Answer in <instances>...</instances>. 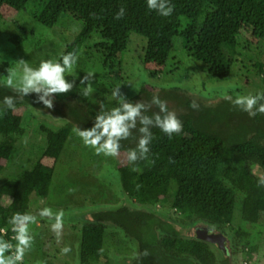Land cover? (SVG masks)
Here are the masks:
<instances>
[{
	"label": "trees",
	"instance_id": "16d2710c",
	"mask_svg": "<svg viewBox=\"0 0 264 264\" xmlns=\"http://www.w3.org/2000/svg\"><path fill=\"white\" fill-rule=\"evenodd\" d=\"M30 2L0 0V4L16 12L26 10ZM172 2L173 14L161 17L147 10L145 0H40L33 17L45 28L52 29L60 16L71 14L81 22L83 34L99 32L100 46L105 50L110 49L108 43L122 39L125 33H135L147 41L143 62L158 67L166 65L175 49V40L179 39L188 56L204 63L208 74L218 79L231 74L241 34L248 35L253 44L264 38V0ZM121 6L126 8V13L115 20L114 14ZM202 16L204 19L200 22ZM75 44L69 43L63 52H78ZM259 68L262 71L261 64ZM141 92L147 91L141 87L130 98L137 99ZM5 95L15 93L0 86V100ZM88 97L78 91L76 98L84 105L79 110L70 109L76 123L82 127L90 126L96 114L87 105ZM164 97L182 101L180 96L168 91ZM30 102L31 96L19 99L16 107ZM114 104L115 101L109 106ZM196 104L198 107L192 108L191 103L186 102L187 111L178 115L183 122L180 134L169 139L159 129H152L155 138L149 158L137 161L136 170L130 164L117 168L123 193L136 202L134 205L143 208L154 206L170 194L168 205L184 224L201 221L217 228L225 223V215L233 212L241 194L242 221L251 225L260 223L264 218V185L259 183L264 177V114L250 117L228 99L217 106V111ZM233 113L239 114L240 119L230 127ZM217 121H223L228 130L215 129L213 124ZM73 126L65 122L56 129L42 127L47 138L43 156L48 163L25 170L21 178L0 183V228L5 226L11 233L8 218L15 211L29 209L32 192L47 196L56 161ZM23 132L20 114L9 109L0 116V172L15 154ZM121 143V152L135 146L131 139ZM255 167L262 173L254 172ZM171 184L174 185L172 189ZM89 216L91 218L79 227L81 264L101 259L104 235L110 224L136 241L135 264H231L230 257L222 254L219 258L209 242L180 235L174 225L168 228L156 215L144 209L121 205L91 212ZM157 225L169 233L157 234ZM235 234L249 236L244 228L236 230ZM234 249L230 253L233 257L237 254ZM246 253H249L246 255L249 261L256 253V246H249Z\"/></svg>",
	"mask_w": 264,
	"mask_h": 264
},
{
	"label": "rangeland",
	"instance_id": "374dc122",
	"mask_svg": "<svg viewBox=\"0 0 264 264\" xmlns=\"http://www.w3.org/2000/svg\"><path fill=\"white\" fill-rule=\"evenodd\" d=\"M39 1L31 0L27 9L20 12L0 4V58L3 59V62H0V77L6 75L9 68L15 67L18 72L22 71L19 61L37 66L42 59L59 58L66 46L75 42L79 47L78 53H82L78 71L81 74L88 70L96 73L93 80L95 91L88 97L96 112L101 102L107 106L112 104L114 100L110 99V91L118 83L129 97L137 94L138 85L144 87L147 92L139 93L137 98L144 101L149 100L153 93L159 92L161 98L177 115L187 111L186 102L199 103L217 111V106L225 97L264 90V38L253 44L248 35L241 34L231 74L225 79H218L208 74L204 63L188 56L179 39L175 40V49L166 65L158 67L154 63L143 62L147 41L135 33H125L122 39L108 43L110 49L105 50L100 46L102 39L99 32L83 34L81 22L71 14L60 16L57 24L52 29H47L33 17ZM209 10L210 7H207L206 11ZM203 19L204 16L200 18V22ZM0 86L14 93L12 89L5 87L2 81ZM79 87L77 92L59 94L53 109L30 103L16 107L15 112L21 115L24 132L18 138L15 154L5 162L0 172V183L21 178L25 170L48 163L43 156L47 138L42 127L56 129L65 122L73 123V128L79 126L70 112L71 108L79 110L84 105L76 98ZM167 91L180 96L182 101L172 97L163 98ZM239 117L237 113L231 115L230 127L237 123ZM213 127L228 130L223 121L214 122ZM126 162V152H121L116 158L102 154L97 156L90 147L84 146L72 131L56 161L47 196L42 197L32 192L27 210L34 212L43 207L41 201L51 206L54 212L62 209V234L57 238L50 230L49 220L38 217V222L31 226L34 235L33 246L26 253L23 264H81L79 227L86 219L91 218V212L113 208L119 204V194H123L119 189L123 190V187L121 181L117 187L114 185L118 180V171H108H115L127 164ZM258 170L257 167L254 168L256 173ZM173 186L170 185L171 189ZM169 202L170 194L160 201L158 206L168 211ZM83 216H86V219H82ZM224 218L223 226L236 246L237 264H250L246 259L249 246H256V258L252 264H262L264 218L254 225L242 221L241 194L235 202L233 212L226 214ZM243 228L250 232L249 236L237 237L236 230ZM116 245L120 249L126 248L117 231L106 230L103 254L101 260L95 264L104 263L106 257L116 250ZM64 246H70L71 251L62 253ZM212 249L219 258L222 256L216 248Z\"/></svg>",
	"mask_w": 264,
	"mask_h": 264
},
{
	"label": "clouds",
	"instance_id": "9594fccd",
	"mask_svg": "<svg viewBox=\"0 0 264 264\" xmlns=\"http://www.w3.org/2000/svg\"><path fill=\"white\" fill-rule=\"evenodd\" d=\"M149 12H155L161 17H169L174 12L172 0H145ZM126 8L121 6L114 14L115 20L124 17ZM82 53L66 51L59 58H45L37 66L26 61H19L22 71L15 67L9 68L6 75L0 77L3 85L13 90L15 95H5L0 100V116L9 109L16 110V101L31 96V105H41L45 109H53L57 96L78 90L84 97L90 96L94 91L93 80L96 73L92 70L81 74L79 61ZM0 62L3 59L0 58ZM110 99L115 101L112 106L100 103L99 109L90 126H75L73 133L81 143L90 147L97 156L116 158L121 155L122 143L125 140H134V147L126 152V161L136 170L135 163L147 160L151 152V144L155 136L152 131L157 128L169 139L174 134L183 131V122L175 110L169 108L167 102L161 98L159 92L152 94L147 101L132 99L123 90L121 84L111 88ZM231 104L246 112L250 117L257 113L264 114V90L254 93L225 97ZM197 108L196 103L191 104ZM155 109V110H153ZM264 185V177L259 180ZM139 187V185H137ZM43 207L36 211H15L8 218V225L13 234L5 238L7 230H0V264H23L26 253L32 248L34 235L31 226L39 218L49 220L50 230L59 238L64 228V211L55 212L45 201ZM15 241V243H13ZM62 253L71 251L70 246H64Z\"/></svg>",
	"mask_w": 264,
	"mask_h": 264
},
{
	"label": "flooded vegetation",
	"instance_id": "af4514ba",
	"mask_svg": "<svg viewBox=\"0 0 264 264\" xmlns=\"http://www.w3.org/2000/svg\"><path fill=\"white\" fill-rule=\"evenodd\" d=\"M142 86L138 85V90L137 92L139 91V89L141 88ZM87 105H89V107H91L93 109V107L91 106V102L90 100H88L87 98ZM127 163V162H126ZM128 164V163H127ZM117 170L115 171H108L110 173H115L117 172ZM258 173H262L261 170H258ZM110 180H113L112 178H108ZM116 180V179H115ZM113 182V181H111ZM120 184V177H119V172H118V180L117 182L114 183V185L117 187L118 185ZM120 192H124L123 190H120ZM120 196V202L119 204L116 206V207H113V208H110V209H114V208H117L121 205H129L133 208H136V209H144L146 210L147 212H151L153 213L154 215H156L160 220H161V223L164 222L166 223L167 227L169 228L168 225L172 224L175 226L176 230H179L180 231V235L182 236H186V237H190L187 235V231L191 228V227H202V226H207V227H210V228H217V227H214V226H209L208 224L206 223H202L201 221H191L188 223V225L184 224L182 221H180L177 217V214H175V212L171 209V207L169 205H167L169 208V210L167 211L166 208H159V203L155 204L154 206H148L147 208H143L141 207L140 205L137 204L134 205L136 202L134 201H131L130 199H128L125 194L123 193H120L119 194ZM164 207V206H163ZM171 212V213H170ZM86 219V216L82 219ZM78 220V221H77ZM76 221L79 222V218L77 219ZM218 230H220V232L229 238L230 242H231V253H232V249H234L236 246L235 244L233 243V241L231 240V237H229V233H227L226 229L224 228V226H219L217 228ZM109 230H112V231H117L119 234H120V237L122 239V241L124 242V245L126 248L124 249H120L119 246H114V248L116 249L114 252L110 253L107 257H106V260L104 261V263H101V264H135V257H136V254L138 253V246H137V243L136 241L133 239V238H130L128 236H126L121 230H119L118 228H115V225L113 224H110L109 226ZM157 234L159 235H165L169 232H167V230H163V229H160L157 225ZM249 232V231H248ZM250 233V232H249ZM211 244V243H210ZM212 247L216 248L214 245L211 244ZM235 246V247H234ZM216 250L218 252H220L221 254H223L224 256H226L221 250L217 249ZM236 250V248L234 249ZM233 250V251H234ZM128 252V253H126ZM234 255V254H233ZM235 256L232 258V260L230 261L231 264H237V261L235 260ZM256 258V254H253V257L251 258L250 261V264H252V262L255 260ZM101 260V259H100ZM99 262L98 261H94L93 264ZM33 264V263H32ZM92 264V262L90 263ZM262 264H264V261L262 262Z\"/></svg>",
	"mask_w": 264,
	"mask_h": 264
},
{
	"label": "water",
	"instance_id": "95a60500",
	"mask_svg": "<svg viewBox=\"0 0 264 264\" xmlns=\"http://www.w3.org/2000/svg\"><path fill=\"white\" fill-rule=\"evenodd\" d=\"M187 235L206 242L211 243L217 249L221 250L226 256L232 260L233 256L231 253V242L228 237L224 236L217 228H210L207 226L202 227H191L187 231Z\"/></svg>",
	"mask_w": 264,
	"mask_h": 264
},
{
	"label": "built area",
	"instance_id": "2783aa9c",
	"mask_svg": "<svg viewBox=\"0 0 264 264\" xmlns=\"http://www.w3.org/2000/svg\"><path fill=\"white\" fill-rule=\"evenodd\" d=\"M0 230H7V234L5 235V237L8 236L10 238L13 235L12 233L8 232V229L5 226L1 227Z\"/></svg>",
	"mask_w": 264,
	"mask_h": 264
}]
</instances>
